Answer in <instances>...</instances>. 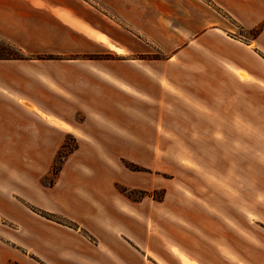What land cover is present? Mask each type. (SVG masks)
<instances>
[{
  "label": "crops",
  "instance_id": "0c3cea01",
  "mask_svg": "<svg viewBox=\"0 0 264 264\" xmlns=\"http://www.w3.org/2000/svg\"><path fill=\"white\" fill-rule=\"evenodd\" d=\"M226 17L259 32L231 42ZM0 38L25 55L0 59V264L224 262L219 241L163 238L113 198L104 187L113 180L44 184L18 170L42 153L51 167L62 149L79 151L91 129L83 111L121 110L124 99L162 89L161 61L194 43L219 71L264 84V0H0ZM155 51L168 59L131 58Z\"/></svg>",
  "mask_w": 264,
  "mask_h": 264
},
{
  "label": "rangeland",
  "instance_id": "374dc122",
  "mask_svg": "<svg viewBox=\"0 0 264 264\" xmlns=\"http://www.w3.org/2000/svg\"><path fill=\"white\" fill-rule=\"evenodd\" d=\"M226 18L233 31L224 35L231 42H248L259 32ZM131 58L168 59L159 51ZM218 65L197 43L183 48L161 61L167 72L162 89L124 99L121 110L106 112L107 105L83 111L91 129L79 151L62 149L51 167L42 153L18 175L44 184L113 180L104 186L113 198L144 213L146 223L176 247L194 235L221 243L220 264H264V84L241 81L231 66L219 71ZM6 222L0 217V228ZM170 225L177 233H168Z\"/></svg>",
  "mask_w": 264,
  "mask_h": 264
},
{
  "label": "trees",
  "instance_id": "16d2710c",
  "mask_svg": "<svg viewBox=\"0 0 264 264\" xmlns=\"http://www.w3.org/2000/svg\"><path fill=\"white\" fill-rule=\"evenodd\" d=\"M23 57H25V55L20 48H17L11 42L5 39L0 40V59L23 58ZM44 215L47 216V214Z\"/></svg>",
  "mask_w": 264,
  "mask_h": 264
}]
</instances>
